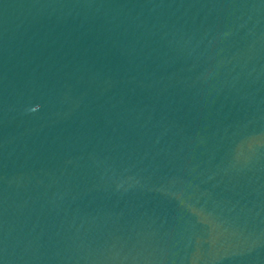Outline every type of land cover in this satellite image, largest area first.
I'll use <instances>...</instances> for the list:
<instances>
[{
    "label": "water",
    "instance_id": "water-1",
    "mask_svg": "<svg viewBox=\"0 0 264 264\" xmlns=\"http://www.w3.org/2000/svg\"><path fill=\"white\" fill-rule=\"evenodd\" d=\"M0 264H264V0H0Z\"/></svg>",
    "mask_w": 264,
    "mask_h": 264
}]
</instances>
